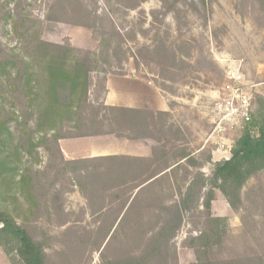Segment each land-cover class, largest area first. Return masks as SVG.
<instances>
[{
	"label": "trees",
	"instance_id": "16d2710c",
	"mask_svg": "<svg viewBox=\"0 0 264 264\" xmlns=\"http://www.w3.org/2000/svg\"><path fill=\"white\" fill-rule=\"evenodd\" d=\"M145 1L45 0L40 5L39 0H0V246L10 264L49 263L45 245L33 234L31 222L28 218L18 221L7 205L11 196L18 209L22 197L33 213L40 171L34 170L30 161L24 164L23 158L25 154L37 158L41 148L50 159L46 169L57 167V175H65L69 168L72 174H82L83 166L89 168L85 178L99 183L102 194L118 188L110 192L115 199L127 191L117 213L105 216L99 227L102 233H113L101 253V264H178L174 238L185 214L193 210H199L202 219L200 233L189 237L197 257L189 264H264V190L253 186L242 194L246 182L264 170V96L259 97L252 121L236 138L232 157L216 163L210 177L192 176L193 169L201 166L196 156L166 138L148 158L105 156L66 161L62 156L60 139L112 133L121 127H116L112 119L135 118L136 113L161 122V134L166 136L163 128L169 112L128 109L104 102L108 74H125L119 70L128 60L126 36L137 35L133 30L124 34L116 17L141 7ZM183 1L162 0L163 11H179L178 4ZM201 1L204 6L213 2ZM35 5L43 11L42 17L34 12ZM47 22L90 28L99 51L45 40ZM4 36L16 44L8 45ZM149 53L155 56L152 60L162 64L161 60L173 64L180 60L178 52L169 50L162 39ZM98 72L104 76L97 80L94 94L96 97L102 90L103 97L95 102L90 80L91 74ZM173 127H168L170 134ZM58 158L63 166L54 163ZM43 173L47 175V171ZM216 189L223 192L234 211H242L241 237L248 250L234 251L231 259L220 256L230 233L227 219L211 213ZM46 191L50 193V189ZM86 194L93 211L102 212L103 217L107 204L93 203L94 191ZM51 197L53 212L60 218L66 216L59 199L62 191L53 189ZM255 209L259 212L253 214ZM46 210L50 211L48 205ZM69 222L72 221L67 216L59 221L61 225ZM70 228L73 227L69 225Z\"/></svg>",
	"mask_w": 264,
	"mask_h": 264
},
{
	"label": "rangeland",
	"instance_id": "374dc122",
	"mask_svg": "<svg viewBox=\"0 0 264 264\" xmlns=\"http://www.w3.org/2000/svg\"><path fill=\"white\" fill-rule=\"evenodd\" d=\"M43 1L45 0H39V4ZM205 5L201 0H185L178 4L179 11L164 12L162 0H147L141 7L121 13L116 20L124 34L130 30L137 33L135 38L126 36L124 49L128 60L123 62V69L119 71L147 75L163 91L176 109L170 119V124L174 127L171 134L167 135L171 144L186 148L187 152L196 156L201 166L193 169L195 173L192 176L210 177L216 163L232 157L236 138L243 130L227 131L221 139L212 135L214 124L211 107L217 90L225 80L228 64L233 61L241 63L246 81L252 89L254 108L259 103V97L264 96V0H213ZM154 11H157L155 15L152 14ZM34 12L41 17L43 15L39 5L34 6ZM77 27L47 22L43 38L58 43L69 42L80 49L99 51V43L92 30L82 26V30H76ZM161 39L166 42L169 50L178 52L180 60L177 63L161 60L162 64L157 59H151L155 56L149 50ZM3 40L10 46L16 44L8 36H4ZM103 76V72L91 74L90 89L95 102L101 101L103 97L102 90L96 94L98 98L94 94L95 84ZM9 107L7 104V108ZM166 118L168 120L169 117H165V120ZM159 124L160 122L158 127ZM175 129L179 131L176 133ZM173 132L177 138L172 135ZM82 148L84 147H80ZM223 150H231V154L222 152ZM49 160L48 152L43 148L39 150L37 158L33 159L27 154L23 158L24 164L30 161L34 170L40 171L37 206L34 205L33 213L28 211L29 204L22 197L18 209L15 210L17 203H14L11 196L7 205L18 221L28 218L31 222L33 234L45 245L49 255L48 264H101V253L113 234L99 231L102 219L116 214L128 193L126 191L119 198L113 199L110 192L115 193L119 189L113 188L107 195L102 194L99 183L85 178V172L89 168L81 166L82 174H72L69 168L65 175H57V167L46 169ZM54 163L63 166L60 158ZM44 171H47V175H44ZM253 186L257 190H264V170L246 182L242 190L243 196ZM47 189H50V193H47ZM53 189L62 191L59 199L64 204L66 216L72 221L66 225L59 223L66 216L60 218L52 210ZM89 191L95 193L93 203L107 204L103 217H100L102 212L93 211L92 201L86 194ZM46 205L49 206V212ZM257 212L259 211L255 209L253 214ZM211 213L213 216L225 217L229 224L230 234L220 256L231 259L234 258V251L246 252L248 244L241 237L244 231L240 218L242 211H234L220 189L215 190ZM201 219L199 210L185 214L183 225L174 238L178 264L196 262V253L189 237L200 233L198 227ZM69 225L73 228L69 229ZM117 235L121 237L122 234ZM100 244L102 246L98 249ZM190 260L193 261L189 262ZM0 264H10V259L1 246Z\"/></svg>",
	"mask_w": 264,
	"mask_h": 264
},
{
	"label": "crops",
	"instance_id": "0c3cea01",
	"mask_svg": "<svg viewBox=\"0 0 264 264\" xmlns=\"http://www.w3.org/2000/svg\"><path fill=\"white\" fill-rule=\"evenodd\" d=\"M76 30H82V27L79 26ZM106 87L107 92L104 96L106 105L169 112V118L164 121L166 124L163 128L164 131L167 130L166 136L161 134L158 121L145 117L143 113H136L135 118L112 119L116 127L121 126L112 133L60 139L62 156L66 161L105 156L148 158L153 156L156 149H159V145L163 144L165 138L169 140L168 127L171 114L174 116L176 109L163 91L147 75L137 72L123 75L108 74ZM80 147L84 148L80 149Z\"/></svg>",
	"mask_w": 264,
	"mask_h": 264
},
{
	"label": "built area",
	"instance_id": "2783aa9c",
	"mask_svg": "<svg viewBox=\"0 0 264 264\" xmlns=\"http://www.w3.org/2000/svg\"><path fill=\"white\" fill-rule=\"evenodd\" d=\"M253 101L252 89L246 81L241 63H229L225 70V80L217 90L211 107L214 124L212 135L221 139L227 131L244 129L253 119ZM222 152L231 154V150Z\"/></svg>",
	"mask_w": 264,
	"mask_h": 264
}]
</instances>
